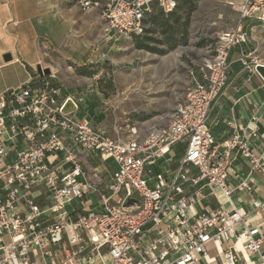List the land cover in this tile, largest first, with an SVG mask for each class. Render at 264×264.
<instances>
[{"label": "built area", "instance_id": "obj_1", "mask_svg": "<svg viewBox=\"0 0 264 264\" xmlns=\"http://www.w3.org/2000/svg\"><path fill=\"white\" fill-rule=\"evenodd\" d=\"M76 4L83 12L101 9L106 32L126 38L144 34V21L154 5L165 14L178 6L177 0H76ZM228 5L241 19L264 24V0ZM248 41L240 28L223 32L214 54L192 73L186 99L167 124L152 127L145 138L133 128L125 141L113 140L88 119L77 118L75 99L50 82L33 88L30 79L0 94V264H249L246 258H255L251 264H264L260 221L249 224L248 214L231 201L234 191L251 188L246 183L236 189L227 184L235 153L250 162L251 174L264 178L263 158L238 133L217 146L208 127L212 104L227 84L230 51ZM240 62L253 73L264 67V58L255 55ZM63 134L72 148L118 165L111 195L101 196V211L75 217L67 211L95 189L79 182L81 163ZM180 144L186 151L176 156ZM60 156L73 167L63 175L61 167L50 162ZM164 159L173 163L165 172L147 169ZM42 185L54 202L46 211L34 195ZM187 188L193 190L190 197L185 196ZM205 188L211 196L224 197L230 208L201 212L192 220L189 210L205 199ZM253 214L261 218L264 203L254 201ZM49 216L57 221L46 225ZM6 237L9 243L3 241Z\"/></svg>", "mask_w": 264, "mask_h": 264}, {"label": "crops", "instance_id": "obj_2", "mask_svg": "<svg viewBox=\"0 0 264 264\" xmlns=\"http://www.w3.org/2000/svg\"><path fill=\"white\" fill-rule=\"evenodd\" d=\"M224 1L227 4H240L243 0ZM103 21L101 9L83 12L76 0H0V94L20 88L30 79L33 80V88L46 82L62 86V94L72 96L77 102V118L88 119L94 128L105 131L113 140L125 141L128 136H112L106 130L107 125L113 126L107 121L111 110L95 83L91 79L89 82L79 81L76 69L71 66L97 64L102 62L104 49L116 52L119 50L118 45L112 43V36L104 44ZM239 28L247 34L249 41L230 51L227 84L212 104L208 127L217 146L235 133L241 134L248 140L253 153L262 157L264 162V80L257 72H250L240 62L241 58L248 55L264 58V24L240 17ZM5 55H10L11 61L6 62ZM39 65L49 69L51 75L40 77L37 72ZM134 128L141 138H145L151 129L149 126L141 132L137 127ZM114 129L118 130L117 124ZM63 138L69 143L68 135L63 134ZM68 147L74 150L73 153L81 163L83 176L79 178V182L95 189L69 205L74 206L71 212L74 213L73 217L90 211H101V196L111 195L110 187L118 165L113 159L72 148L71 143ZM185 151L186 145L180 144L175 148L174 155L179 156ZM166 160H160L147 169L154 174L163 173L169 169L168 165L173 166V163L167 164ZM50 162L61 167L60 175L73 168L71 164L63 162L62 156L51 157ZM250 169V162L235 153L228 171L227 184L232 189L242 183L251 188L234 191L231 201L248 214L249 224L260 221L259 228L264 235V214L261 218L253 214L254 201L264 203V178L258 172L251 174ZM192 194L193 190L187 188L185 196L190 197ZM203 194L205 199L189 210L192 220L201 212L214 211L219 207L230 208V203L224 197L211 196L209 188H205ZM34 195L44 211L54 204L50 190L44 185L36 189ZM55 221L57 218L49 216L46 218V225ZM211 250L215 255V250ZM254 260L255 258H246L249 264Z\"/></svg>", "mask_w": 264, "mask_h": 264}, {"label": "rangeland", "instance_id": "obj_3", "mask_svg": "<svg viewBox=\"0 0 264 264\" xmlns=\"http://www.w3.org/2000/svg\"><path fill=\"white\" fill-rule=\"evenodd\" d=\"M240 17L224 0H179L172 15L152 9L141 37L108 34L104 24V44L112 36L119 50L104 49L100 63L71 66L79 81L91 79L107 101L111 110L107 121L113 126L106 123V130L112 136L126 137L134 127L143 132L149 126L167 124L186 99L192 73L214 54L223 32L239 28ZM140 45L153 51L140 49ZM73 208L69 206L67 211L71 213ZM3 241L9 243L10 238ZM214 257L211 250L210 258Z\"/></svg>", "mask_w": 264, "mask_h": 264}, {"label": "water", "instance_id": "obj_4", "mask_svg": "<svg viewBox=\"0 0 264 264\" xmlns=\"http://www.w3.org/2000/svg\"><path fill=\"white\" fill-rule=\"evenodd\" d=\"M11 56L10 55H5L4 56V60L6 61V62H9V61H11ZM256 71H257V73L262 77V79L264 80V67L263 66H258L257 68H256ZM37 72H38V74L40 75V77H48V76H50L51 75V71L49 70V69H45V68H43L42 66H38L37 67Z\"/></svg>", "mask_w": 264, "mask_h": 264}, {"label": "trees", "instance_id": "obj_5", "mask_svg": "<svg viewBox=\"0 0 264 264\" xmlns=\"http://www.w3.org/2000/svg\"><path fill=\"white\" fill-rule=\"evenodd\" d=\"M177 2H178V6H177V9H178V8H179V0H177ZM154 8H158V6L154 5L152 9H154ZM159 9H160V8H159ZM177 9H176V10H177ZM160 10H161V9H160ZM176 10H175V11H176ZM161 11H162V10H161ZM175 11H174V12H175ZM162 12H163V11H162ZM174 12H173V13H174ZM163 13H164V12H163ZM173 13H171V14H165V13H164V14H165V15H172ZM144 27H145V29H144V34H145V32H146V20L144 21ZM144 34H143V35H144ZM143 35H141V36H143ZM141 36H138V37H141ZM139 48H140V49H147L148 51H153L151 48H147L146 46H142V45H140Z\"/></svg>", "mask_w": 264, "mask_h": 264}, {"label": "bare ground", "instance_id": "obj_6", "mask_svg": "<svg viewBox=\"0 0 264 264\" xmlns=\"http://www.w3.org/2000/svg\"><path fill=\"white\" fill-rule=\"evenodd\" d=\"M238 248H241V246L239 245Z\"/></svg>", "mask_w": 264, "mask_h": 264}]
</instances>
